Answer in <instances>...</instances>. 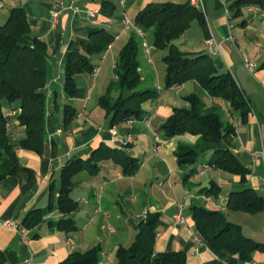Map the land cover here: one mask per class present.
<instances>
[{
	"label": "crops",
	"instance_id": "crops-1",
	"mask_svg": "<svg viewBox=\"0 0 264 264\" xmlns=\"http://www.w3.org/2000/svg\"><path fill=\"white\" fill-rule=\"evenodd\" d=\"M62 1L67 9L58 8ZM236 1L204 0V22L195 20L176 45L185 57L209 55L219 73L233 76L249 104L247 119L243 120L242 113L228 102L212 98L198 82L166 88L164 67L154 66L151 71L140 64L141 90H154L158 98L143 105L147 115L144 120L113 126L112 116L100 103L113 83L109 81L105 60L114 41L124 38L123 49L132 36H138L135 29L123 26L124 17L135 25L137 15L150 3L187 4L189 0H127L125 8L119 0H7L0 9V25L5 24L12 9L25 10L30 33L20 44L33 46L35 39L45 44L49 82L45 89L43 153L17 148L20 169L0 182V251L5 264H62L71 254L95 247L101 249L97 264H117V250L134 243L145 212L159 216L155 253L182 251L187 255V264H264V253L256 252L250 262L243 263L231 252L197 241L192 218L194 206L222 211L230 222L242 228L247 238L264 244V210L252 215L228 207L233 192L252 189L264 198V10L257 6L239 10L233 7ZM89 10L97 11L96 16L89 17ZM55 12L59 13L57 20L53 17ZM102 29L112 34L114 41L103 55L91 59L97 78L90 73L77 75V88L70 97L65 91L68 58L71 53L82 51V43L89 42L91 33ZM138 38L146 63L151 64L153 31ZM210 40L215 42L211 48ZM244 57L255 65L253 71L245 67ZM118 60H114L115 67ZM119 94L115 90L112 96ZM191 95L202 101L203 116L219 115L233 128L218 148L229 149L250 170L245 182L240 176L217 168L204 170L214 159L213 151L201 154L193 164L178 163L177 149L195 146L200 136L184 134L165 140L162 127L175 108L189 107L186 98ZM67 107L76 112L68 124ZM3 110L9 120L8 131L18 144L26 137V129L18 120L20 110L8 103ZM101 146L120 149L137 159L141 163L138 172L125 176L113 160H102L95 174L83 171L74 178L72 197L79 204L76 212L49 211L51 182L56 183L58 192L65 164L76 158L87 160ZM212 183L219 187L216 196L203 192ZM179 204H184L187 219L182 226L174 223ZM35 209L45 211V217L30 230L27 243L16 231L2 225L4 221L23 222ZM63 219H72L77 229L60 230L57 222Z\"/></svg>",
	"mask_w": 264,
	"mask_h": 264
},
{
	"label": "trees",
	"instance_id": "trees-1",
	"mask_svg": "<svg viewBox=\"0 0 264 264\" xmlns=\"http://www.w3.org/2000/svg\"><path fill=\"white\" fill-rule=\"evenodd\" d=\"M243 6H257L264 10V0H237L233 5L239 10ZM195 20L204 22V15L190 3H150L137 15L135 26L143 32L152 30L154 48L167 51L164 57L167 67L166 88L194 80L212 98L228 102L246 120L250 111L249 104L233 76L230 73H219L209 55L185 57L176 45ZM29 33L30 26L23 8L12 9L5 24L0 25V182L17 174L20 169L17 148L41 155L45 146V89L49 82V63L44 54L45 44L38 39H35L33 46L20 44V40ZM113 41V35L102 29L89 35V42L82 43L81 52L70 54L65 65V91L68 96L75 94V77L82 73L92 74L95 70L92 57L103 55ZM139 48V38L134 35L123 47L116 64L115 75L118 79L100 100L101 105L112 116L113 126L144 120L147 115L143 105L158 98V93L154 90H138L142 82ZM115 90L120 94L113 98ZM186 100L189 107L175 108L162 127L165 140L184 134L200 136L195 146H180L177 149L175 155L178 163L193 164L201 154L213 151L214 159L209 168L238 175L245 182L250 170L229 149L218 148L223 139L233 133V128L219 115L203 116V103L198 96L191 95ZM5 103L20 110L18 120L26 129V137L18 144L14 143L8 131L9 120L3 110ZM75 116L76 112L67 107L66 123ZM110 159L122 167L125 176L135 175L141 165L124 151L108 146H101L87 160L72 159L61 170L58 192L56 183L51 182L48 210L57 209L60 214L76 212L79 204L72 197L74 178L83 171L95 174L99 163ZM203 192L216 196L219 187L212 183ZM228 207L232 211L255 215L264 210V198L252 189L233 192ZM44 217L45 211L35 209L26 216L22 224L31 230L41 224ZM192 218L202 241L215 250L231 252L243 263L250 262L256 252L264 253V244L247 238L242 228L230 222L222 211L194 206ZM158 220L157 214H150L139 223L134 243L117 250V264H187V255L182 251L155 253ZM57 227L65 232L77 229L72 219L60 220ZM100 251V247H95L87 252L73 253L62 264H97ZM0 264H5L2 251Z\"/></svg>",
	"mask_w": 264,
	"mask_h": 264
},
{
	"label": "built area",
	"instance_id": "built-area-1",
	"mask_svg": "<svg viewBox=\"0 0 264 264\" xmlns=\"http://www.w3.org/2000/svg\"><path fill=\"white\" fill-rule=\"evenodd\" d=\"M71 3H75L77 0H70ZM7 0H0V9L4 8L5 7V4H6ZM126 2L127 0H119V3L121 5L122 8H125V5H126ZM189 3L196 7L198 10H200L203 15L205 14V4H204V0H189ZM58 8H61V9H67L66 6H65V2L62 1ZM71 8V7H69ZM97 14V11L95 10H89L88 11V16L89 17H95ZM58 16H59V13L58 12H55L53 13V17L55 20L58 19ZM123 26L125 28H133L136 30V33L138 34V36H140L141 38H144V32L137 28L130 20L127 16L124 17L123 19V22H122ZM213 45H215V42L214 40H210L208 41V46L211 48ZM143 46L148 49L147 47V44L146 43H143ZM244 62H245V67L249 70V71H253L254 68H255V65L250 62L249 60L246 59V57H244ZM92 76L94 79L97 78V71H94L92 73ZM116 80L118 79L117 77L115 78ZM116 133V132H115ZM155 139L156 141L159 143L160 142V139H159V136L157 134H155ZM209 169V166H205L204 167V170H207ZM148 213L145 212L143 214V220L147 219L148 217ZM174 223L176 226H182V225H185L187 223V219L185 217V206L184 204H179L177 206V212L174 216ZM2 225L5 227V228H8V229H12L14 231H16L22 238V240L27 243L30 239V229L26 228L22 222H19V221H4L2 223ZM197 241L199 242H202V239L200 238V236L198 235L197 236Z\"/></svg>",
	"mask_w": 264,
	"mask_h": 264
},
{
	"label": "rangeland",
	"instance_id": "rangeland-1",
	"mask_svg": "<svg viewBox=\"0 0 264 264\" xmlns=\"http://www.w3.org/2000/svg\"><path fill=\"white\" fill-rule=\"evenodd\" d=\"M124 38H120L119 40H116L114 41L113 43V47L112 49H110V53L107 55L106 57V67L109 68L108 72H109V81L112 80L113 82L116 81V75H115V63H114V60H116L117 58H119L120 56V53L122 51V46H123V42H124ZM151 35L150 33L148 34V41H149V44L151 45ZM140 41V40H139ZM151 49L153 50V54H152V60L153 62L150 64L146 63L147 62V59L146 57H144L143 55V48L140 44V48H139V62L140 64H142L144 66V70H153L154 66L155 67H159L160 69L161 68H165V72L167 71V67H166V63L164 62V57L167 55V52L166 51H161V50H157V49H154L151 47ZM116 58V59H115ZM95 60V59H94ZM111 66L112 69L110 68ZM163 72V71H162ZM140 74L142 75V73L140 72ZM142 87L141 85L139 86L138 90H141ZM169 97V96H168Z\"/></svg>",
	"mask_w": 264,
	"mask_h": 264
}]
</instances>
